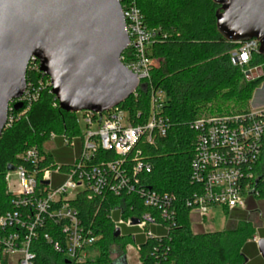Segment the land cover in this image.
<instances>
[{"label": "trees", "instance_id": "1", "mask_svg": "<svg viewBox=\"0 0 264 264\" xmlns=\"http://www.w3.org/2000/svg\"><path fill=\"white\" fill-rule=\"evenodd\" d=\"M137 4L146 26L155 33L149 55L157 63L150 81L143 82L136 96L132 95L120 106L133 119L141 113L143 116L136 120L140 123L151 112L152 91L157 89L165 94L162 114L168 120L166 136L156 137L153 144L142 140L136 148L152 168L140 177L142 186L174 197L169 207L175 210L176 218L174 222L164 221L161 210L145 206L134 193L105 198H89L87 192L78 194L73 207L83 226L100 237L96 244L98 254L89 263L112 264L115 249L121 258L126 256V248L135 244L142 264H264L253 241L256 232L264 238L260 233L262 228L256 229L245 213L225 211L227 222L231 223L225 230L194 233L190 209L186 206V200L197 190L190 180L196 143L190 124L203 116L249 113L252 92L263 78L249 81L245 72L256 67L264 71V56L254 54L245 68L232 65L231 53L239 48V43L228 41L219 32L216 15L220 6L214 0H137ZM41 80L45 82L48 77L28 69V83L38 87ZM212 103H216L218 114H212ZM77 120L76 114L60 109L51 87L46 86L27 115L5 129L0 138V214L15 209L16 197L8 191L6 182L8 167L26 165L20 156L32 147H37L45 156L47 165L68 164L72 158L68 149L62 148V154L56 157L46 152L44 145L51 135L79 137ZM100 157L112 160L114 154L101 153ZM255 172L261 178L257 199L264 200V148ZM251 203L255 204L250 201L247 211L256 210ZM115 213L134 220L151 213L162 227L152 229L155 238L138 236L134 242L132 233L136 229L125 227L116 235ZM47 233L48 229L41 231L36 245L38 264H65L64 255L54 252L43 240Z\"/></svg>", "mask_w": 264, "mask_h": 264}, {"label": "built area", "instance_id": "2", "mask_svg": "<svg viewBox=\"0 0 264 264\" xmlns=\"http://www.w3.org/2000/svg\"><path fill=\"white\" fill-rule=\"evenodd\" d=\"M118 1L129 37L121 62L141 85L150 81L157 63L149 55L155 33L146 26L137 0ZM259 47L257 40L239 43V48L231 53L232 65L245 68L253 55L259 53ZM28 69L41 73L35 59ZM46 86L50 87L49 78L45 82L41 80L38 87L27 82L23 97L10 103L6 129L27 115ZM165 99L162 91L153 90L151 112L140 123L136 120L143 116L141 113L133 119L120 105L105 113H76L79 137L51 135V139H60L63 147L71 151V161L66 165L45 164V156L37 147L20 156L26 165L15 167L6 176L8 191L16 201L14 210L0 214V264H38L36 245L45 229L49 233L43 240L54 252L64 255L65 264H90L91 252L100 237L83 226L73 207L72 202L82 192H87L89 198L134 193L145 206L161 210L164 221L174 222L176 212L169 207L174 197L142 186L140 177L152 168L136 148L142 140L153 144L156 137L166 136L168 120L162 114ZM19 102L21 112L14 108ZM190 129L196 134L190 180L197 186L186 200L190 218L195 214L204 221L215 208L229 212L248 210L250 201L255 203L257 199L261 180L255 166L264 148V106L241 115L203 116L192 122ZM110 152L114 154L112 160L100 157L101 153ZM12 177L15 182L10 188ZM118 210L122 213V209ZM123 226L136 229L132 233L135 242L138 236L155 238L152 229L162 224L151 213H145L137 224L120 214L114 222L116 232L121 233ZM130 246L140 259L138 247Z\"/></svg>", "mask_w": 264, "mask_h": 264}, {"label": "water", "instance_id": "3", "mask_svg": "<svg viewBox=\"0 0 264 264\" xmlns=\"http://www.w3.org/2000/svg\"><path fill=\"white\" fill-rule=\"evenodd\" d=\"M214 2L220 6L219 32L230 42L259 41L264 56V0ZM128 45L118 0H0V138L10 103L26 91L33 59L64 112L105 113L126 102L140 86L121 62ZM245 75L252 81L264 71L258 67ZM14 108L20 110L22 103ZM257 244L264 258V239ZM112 264L128 261L123 256Z\"/></svg>", "mask_w": 264, "mask_h": 264}, {"label": "rangeland", "instance_id": "4", "mask_svg": "<svg viewBox=\"0 0 264 264\" xmlns=\"http://www.w3.org/2000/svg\"><path fill=\"white\" fill-rule=\"evenodd\" d=\"M256 68H258V67H256ZM256 68H252V69H256ZM248 70H251V69H248ZM262 78H263V81L252 92L251 100L249 102V106L251 109L252 108L256 109V108H259L261 106H264V76ZM257 79L258 78H254L252 81L257 80ZM216 106H217L216 103H212V105H210L211 111H213L212 114H218V112L216 111L217 110ZM222 108H224V107H222ZM220 114H221V112H220ZM62 148H64V147H63L60 139H57V140L51 139L50 141H48L44 145V150L50 154L55 155L56 157L59 156L60 154H62ZM69 149L72 150L71 148H69ZM14 182H15V178L12 177L10 179V182H9L10 188L14 187L13 186ZM251 205L255 206L256 208H254V209H256V210H252V211L245 210V211H240V212L245 213V218H247L252 223V225L254 227H256V229L262 228L260 230V233L264 234V200L256 199L255 204L251 203ZM114 219L116 221L119 220V215L117 213L114 214ZM227 219H228V217L226 215V212L222 208H215V209L209 211L208 217L204 221H203V219H201L197 215L192 214L191 215L192 231L194 233H209V232L223 231L228 227L227 225L231 224V223L227 222ZM236 223H237V221H236ZM122 229L124 230L126 228L123 226ZM133 231H135V230H133ZM258 233L259 232H256L254 235V238H253V241L257 245V250H258L257 242L261 238ZM125 252H126L128 264H139L140 259L136 255V253L134 252V250L131 246L127 247ZM97 254H98V249L97 248L93 249L91 252L92 257L90 259L93 260ZM120 256L121 255L119 253V250L115 249L112 256H111V260L114 261V260L118 259Z\"/></svg>", "mask_w": 264, "mask_h": 264}, {"label": "crops", "instance_id": "5", "mask_svg": "<svg viewBox=\"0 0 264 264\" xmlns=\"http://www.w3.org/2000/svg\"><path fill=\"white\" fill-rule=\"evenodd\" d=\"M261 107H263V106H261ZM252 109H253V108H252ZM68 152H69V151H68ZM70 153H71V151H70ZM258 234H259V233H258ZM259 236H260V234H259ZM260 237H261V236H260ZM261 239H264V238L261 237L260 240H261ZM260 240H259V241H260ZM257 243H258V242H257ZM259 254H260V253H259ZM260 256H261V255H260ZM262 258H263V257H262ZM263 259H264V258H263ZM255 264H259V263H255Z\"/></svg>", "mask_w": 264, "mask_h": 264}]
</instances>
